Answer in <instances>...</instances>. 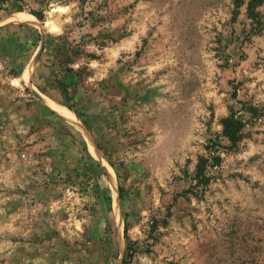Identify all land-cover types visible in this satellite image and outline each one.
I'll return each instance as SVG.
<instances>
[{
  "label": "rangeland",
  "instance_id": "rangeland-1",
  "mask_svg": "<svg viewBox=\"0 0 264 264\" xmlns=\"http://www.w3.org/2000/svg\"><path fill=\"white\" fill-rule=\"evenodd\" d=\"M0 264H264V0H7Z\"/></svg>",
  "mask_w": 264,
  "mask_h": 264
},
{
  "label": "trees",
  "instance_id": "trees-1",
  "mask_svg": "<svg viewBox=\"0 0 264 264\" xmlns=\"http://www.w3.org/2000/svg\"><path fill=\"white\" fill-rule=\"evenodd\" d=\"M7 0H0V10L3 9L4 4ZM17 10H22V7L20 5H17L15 7ZM39 18L42 16L38 14L37 12H34ZM244 127V121L242 118L238 117L235 113V111H232L226 118L224 122V131L223 134L227 136L231 141H236L238 134L241 132L242 128ZM208 167L206 165V159H202L198 163V177L199 180L206 184L209 180L206 174ZM131 256V254L129 255Z\"/></svg>",
  "mask_w": 264,
  "mask_h": 264
},
{
  "label": "bare ground",
  "instance_id": "bare-ground-1",
  "mask_svg": "<svg viewBox=\"0 0 264 264\" xmlns=\"http://www.w3.org/2000/svg\"><path fill=\"white\" fill-rule=\"evenodd\" d=\"M14 16V15H13ZM22 17H24V13H22V12H19V13H16L15 14V19H19V18H22ZM57 108V107H56ZM62 110V109H61ZM59 112V111H58ZM72 113V112H71ZM71 113H65L64 111H63V114L67 117V118H69L71 121H72V119H73V116L71 115Z\"/></svg>",
  "mask_w": 264,
  "mask_h": 264
}]
</instances>
